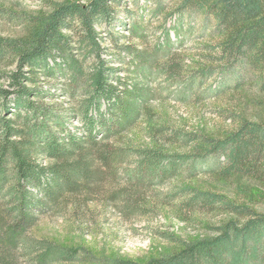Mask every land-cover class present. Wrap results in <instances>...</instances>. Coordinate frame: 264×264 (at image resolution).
<instances>
[{
  "label": "trees",
  "instance_id": "16d2710c",
  "mask_svg": "<svg viewBox=\"0 0 264 264\" xmlns=\"http://www.w3.org/2000/svg\"><path fill=\"white\" fill-rule=\"evenodd\" d=\"M128 2L134 12L125 36L113 25ZM19 20L31 26L27 35L0 36V62L13 65L4 74L8 89L0 88V264H264V212L190 185L147 194L199 174L264 184V122L241 119L222 137L152 126L154 138L182 152L121 143L143 116L152 119L153 80L180 86L182 100L183 93L198 98V87L215 74L222 78L216 92L246 81L264 91V0H65ZM182 29L217 39L207 44L215 66L183 74L176 46ZM129 38L139 45L121 44ZM56 95L67 97V106L43 102ZM75 119L79 126L68 124ZM99 194L127 215L145 214L150 195L183 220L214 211L233 218L193 240L162 234L178 248L144 261L29 235L40 215L87 205Z\"/></svg>",
  "mask_w": 264,
  "mask_h": 264
},
{
  "label": "rangeland",
  "instance_id": "374dc122",
  "mask_svg": "<svg viewBox=\"0 0 264 264\" xmlns=\"http://www.w3.org/2000/svg\"><path fill=\"white\" fill-rule=\"evenodd\" d=\"M65 0H0V36L5 38L23 37L30 31V25L19 20L22 16H42L52 10L56 3ZM85 3L88 0H75ZM177 2V1H176ZM171 4V7L176 5ZM129 9L125 16L123 13ZM134 9L131 2L119 9L118 22L113 28L120 34L128 35L127 26L130 23ZM16 16H19L18 18ZM158 20L152 26L158 25ZM170 21H167V26ZM192 24L198 32L199 19ZM160 34L149 33L152 42ZM172 39L175 36L172 33ZM177 46V59L183 67V74L207 66H215L212 59L215 52L207 44H214L216 38L200 37L198 33H188L182 29ZM125 42L136 43L137 40L122 39ZM107 47L110 43H106ZM13 70L9 61L0 62V88L8 89L4 74ZM219 74L207 77L198 87V98L194 93H183L181 87L169 84L164 79L153 80L151 87L154 98L149 103L152 119L143 116L135 125L121 136L122 144L133 146H149L156 144L171 152H182L176 146L163 143L153 137L152 126L165 128V132L179 130L182 132L203 133L211 137H222L235 129L241 119L264 122V91L251 81H246L238 88L231 87L222 92H216ZM56 82V81H55ZM50 83V82H49ZM40 81L39 84H49ZM58 94V93H57ZM10 100V99H9ZM67 97L56 95L46 98L48 104L67 106ZM74 126L80 123L75 119L69 122ZM69 128L73 129L71 125ZM190 185L202 190L221 193L238 204L252 207L257 212H264V184L245 177L218 179L208 174L186 179L178 176L164 185L155 186L147 194H165L179 187ZM109 185L103 184L101 194H109ZM94 195L87 205L79 207L69 206L61 211H53L39 216L36 224L30 229L29 235L36 238H48L61 245H83L91 251L122 259L144 261L149 257H156L169 253L178 248V244L164 238L162 234H172L183 240H193L211 235L212 228L233 218L224 212H195L186 219L176 216L171 205L161 204L149 195V208L145 214L127 215L120 207H116L110 200ZM21 264H25L21 261Z\"/></svg>",
  "mask_w": 264,
  "mask_h": 264
}]
</instances>
